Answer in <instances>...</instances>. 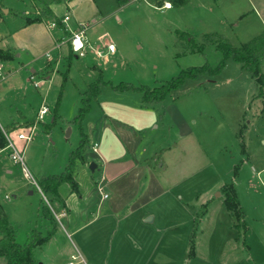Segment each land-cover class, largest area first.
I'll use <instances>...</instances> for the list:
<instances>
[{
    "label": "crops",
    "instance_id": "0c3cea01",
    "mask_svg": "<svg viewBox=\"0 0 264 264\" xmlns=\"http://www.w3.org/2000/svg\"><path fill=\"white\" fill-rule=\"evenodd\" d=\"M60 2L62 4L49 6L59 20L69 17L65 29H51L48 23L27 25L24 20L12 29L0 28V49L15 55L14 60H0V126L3 130L19 129L33 121L37 122L33 126L36 130L43 106L50 110L44 118L53 114L46 101L47 95L39 88L57 71L54 64L68 59L71 68L75 54H71L68 46L66 50L70 53L65 56L63 46L69 44L71 33L81 24L89 26L88 54L84 58L88 62L84 65L90 78L95 80L98 69L116 55L108 54L105 59L94 55L99 45L113 41L107 39V33L98 34L99 8L93 0L95 12L89 17L73 12L75 1ZM60 6L63 13L58 11ZM35 7L37 13L41 7ZM5 14L9 15L10 10ZM2 22L5 20L0 14ZM53 50L58 51L55 57ZM43 56L47 58L45 61ZM37 76H46V79L38 81ZM91 82L80 91L81 96ZM59 84L62 86V82ZM102 103L103 149L97 160L103 172L99 181L92 184L96 185L98 193L95 189L80 197L84 204L76 210L72 208L70 195L76 191L79 194L77 180V189L70 186L64 194L61 188L59 197L53 202L41 195L58 225L64 228L63 219L73 233L79 235L84 254L94 264H264V150H257L262 146L261 139L257 142L259 133L249 131L240 123V117L230 126V119H225L218 111L220 117L213 122L201 120L197 129L177 132L169 147L161 149L156 169L152 170L144 166L147 151L141 133H146L156 120L141 107L121 105L118 108L116 103L109 102L110 106ZM165 118L168 119L167 114ZM72 128L69 127V135ZM91 132L97 134L98 129L91 125ZM88 135L91 140L92 136ZM230 146L235 147L241 162L237 173V158L231 156ZM98 147L97 144L95 153ZM4 151L7 150H1L0 155ZM86 156L89 164L91 159L87 152ZM8 161L7 173L12 175L10 167L14 164L9 155ZM225 185H233L237 193L243 211L241 229L234 226L232 214L225 205ZM102 193L108 197L104 199ZM108 199L111 202L105 204ZM41 210L42 207L39 212ZM59 232L58 228L46 244ZM42 247L34 251L35 264H44L36 256Z\"/></svg>",
    "mask_w": 264,
    "mask_h": 264
},
{
    "label": "rangeland",
    "instance_id": "374dc122",
    "mask_svg": "<svg viewBox=\"0 0 264 264\" xmlns=\"http://www.w3.org/2000/svg\"><path fill=\"white\" fill-rule=\"evenodd\" d=\"M33 1L5 0L4 9L10 10V14H1L5 22L0 23V28L5 30L18 26L21 21H25V16L35 15V5L42 7V2L56 6L62 4L60 0H35L34 5ZM72 1H75V14L89 17L95 12L92 0ZM156 4L157 0H129L125 4L117 0L99 1L98 34L107 33V39L112 40L116 46V55L111 56L107 65L101 68L105 71L104 81L108 84L102 85L98 103L93 104L92 112L86 117L85 131L92 136L87 146V155L92 161L90 160L89 164L79 163L76 170V180L80 187L79 194L76 191L70 195V199H73V210L84 204L80 197H85L90 191L94 192L96 185L92 184L99 181L103 172L102 165L98 164L97 160L99 152L103 149L100 132L104 124V117L101 116L102 102L107 105L109 102L116 103L118 108L141 107L149 112L152 120H156L146 133H141L146 141L144 148L147 152L143 160L145 168L149 166L152 170L156 169L161 149L169 147L177 132L194 127L197 129L201 120L213 122L220 114L225 115V119H230V126H233L236 117H240V123L247 126L249 131L259 133L257 142L261 139L262 146L257 150H264V98L258 97V85L252 73L243 69L241 64L233 59L226 60V66L219 75H204L197 80H189L177 92L176 99L168 97L158 105H144L141 94L134 91L122 92L114 89L121 83L144 85L153 89L188 67L206 63L213 68L217 67L224 58L223 54L216 50L218 43L241 48L264 34V0H178L176 3L172 2L169 9ZM57 8L60 13L64 12L62 6ZM26 11L28 13H25ZM179 32L190 34L194 42L191 37L187 40L181 38ZM68 46L70 48L69 44L63 46L67 57L70 53L66 50ZM198 47H202L201 52ZM57 54V50L52 51L53 57ZM72 58L71 68L68 59L54 64L57 71L51 79L41 83L39 88L47 95V104L53 112L61 95L62 108L59 116L62 118L56 123L53 114L43 118L33 131V141L25 148V162L37 182L43 176L61 174L68 164L70 153L79 146L81 139L76 126L71 125V135L68 130L71 128L70 121L81 107L80 91H84L87 83L93 81V78L88 76L84 65L88 59L76 58L75 55ZM46 59V56L42 57V60ZM69 70L70 77L62 92L59 81L63 84V75ZM27 75L28 73H24V76ZM43 79H46V76H37L38 81ZM40 104L41 100L37 104L38 107ZM91 125L98 129L97 134H92ZM47 126L51 127L49 132L46 131ZM30 131L29 127L22 126L8 133L16 147L22 150L25 142L17 140V136L21 132L29 134ZM246 142L251 146L248 139ZM95 143L99 145L98 153L93 149ZM228 149L231 156L237 158L235 147L230 146ZM92 163L99 165L97 170L90 169ZM236 163L238 171L241 165L239 158ZM7 164L8 151H4L0 155V209L15 225L17 242L24 245L28 243L34 231L46 235L52 226L48 220L40 217L42 211L39 212V208L43 206L41 194L35 187L30 186L17 166L10 167L13 174L8 175ZM69 187L64 185L62 192L67 194ZM91 188L93 189L90 190ZM96 192L98 193V189ZM109 202L110 199L106 200L105 204ZM61 221L64 228L58 225L60 232L52 242L44 244L36 252L37 259L44 264H68L73 255L80 254L88 264H94L84 254L79 235L73 233L65 220ZM0 264H7L5 258H0Z\"/></svg>",
    "mask_w": 264,
    "mask_h": 264
},
{
    "label": "trees",
    "instance_id": "16d2710c",
    "mask_svg": "<svg viewBox=\"0 0 264 264\" xmlns=\"http://www.w3.org/2000/svg\"><path fill=\"white\" fill-rule=\"evenodd\" d=\"M0 0V14L3 13V2ZM35 1V0H34ZM99 8L100 0H93ZM121 4L127 3L129 0H117ZM178 0H157V6L162 7L167 2H177ZM181 1V0H180ZM55 21L57 27L65 29V26L61 23V20L55 15L48 4L42 2L41 10L33 16H25V22L27 25L36 23H49ZM178 35L181 38L187 40L190 36L188 33L179 32ZM191 41L194 42L193 37ZM200 52L202 47H198ZM216 50L223 54L224 58L219 65L213 68L209 63L202 66H192L181 71V73L171 80L161 83L158 87L150 88L148 86H135L131 83H121L115 86L116 91H134L141 94L142 102L147 106H154L163 103L168 97L176 99L178 97L177 92L181 90L189 80H197L204 75L217 76L226 66L227 59H233L235 62L241 64L243 69L252 73L258 85V97L264 98V34L255 38L250 44L235 48L227 43H218ZM73 54L72 50H70ZM15 55L10 51H4L0 49V60L9 61L14 60ZM62 92L64 91L66 82L69 77V71L63 75ZM108 83L104 81L103 71L98 69V77L93 80L87 90L82 93L81 107L78 114L70 121V125L76 126L80 132L79 146L70 153L69 161L65 170L59 175L43 176L39 180V185L45 197L53 202L60 195V189L64 185L71 186L74 190L77 189L78 183L76 181V170L79 163L87 162L86 156L87 146L90 142L89 135L85 132V120L87 115L92 111L93 103L98 101L101 96L102 85ZM61 92V94H62ZM61 105V95L58 98L55 106L53 116L54 123L58 122L61 117L59 116ZM37 122L33 121L27 123L25 127H33ZM16 129L15 127L3 130L0 126V151L6 149L7 139L4 131ZM50 126H47L46 131L49 132ZM237 173V168L236 171ZM225 194V205L228 211L232 214L234 219V226L237 229H241V223L243 219V211L240 206V202L233 185H225L223 187ZM43 201L42 217L48 220L52 226V229L48 231L46 235H43L40 231H34L28 243L22 245L17 242V229L15 225L9 220L7 215L0 209V258H5L7 264H35L34 251L36 248L46 244L55 235L58 230V222L53 215L49 205Z\"/></svg>",
    "mask_w": 264,
    "mask_h": 264
},
{
    "label": "built area",
    "instance_id": "2783aa9c",
    "mask_svg": "<svg viewBox=\"0 0 264 264\" xmlns=\"http://www.w3.org/2000/svg\"><path fill=\"white\" fill-rule=\"evenodd\" d=\"M171 3H166L164 5V8H171ZM69 20V17L66 16L61 20V23L63 25H66V22ZM51 29L57 28V23L55 21H51L48 23ZM87 24H81L80 28L76 30L75 32L71 33V36L69 38V45L72 52L78 57V58H85L88 54V47L89 42L87 38V30H88ZM116 53V46L114 43L106 42L104 45L101 44L98 46L97 50L94 52V55L98 57L99 59H105L108 54H115ZM1 70V66H0ZM31 80H34V77L32 76ZM38 83H35V86H37ZM49 108L47 106H43L38 115L39 120H43L44 116L49 113ZM31 129L29 134L25 133H19L17 136V140L25 142V147L20 150L16 147V144L14 141L10 138L9 133L4 131V134L7 139V147L6 150L8 151V155L12 163L17 166L24 174L25 179L28 181L30 186L35 187L38 192L45 198V195L43 194L41 187L39 185V182L35 180L33 175L31 174L29 168L27 167V164L25 162V148L26 146L33 141V127H29ZM97 144L94 146V150H96ZM103 198L106 199L108 195L103 194ZM68 264H88V262L84 259V257L80 254L78 256L73 255L72 260Z\"/></svg>",
    "mask_w": 264,
    "mask_h": 264
},
{
    "label": "water",
    "instance_id": "95a60500",
    "mask_svg": "<svg viewBox=\"0 0 264 264\" xmlns=\"http://www.w3.org/2000/svg\"><path fill=\"white\" fill-rule=\"evenodd\" d=\"M3 10H4L5 13L8 12L7 9H3ZM90 169H91L92 171H94V170L96 169V164H95V163H92V164L90 165Z\"/></svg>",
    "mask_w": 264,
    "mask_h": 264
}]
</instances>
